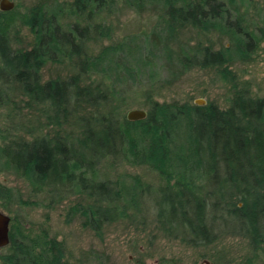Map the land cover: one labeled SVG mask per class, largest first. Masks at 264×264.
Instances as JSON below:
<instances>
[{
	"label": "trees",
	"instance_id": "1",
	"mask_svg": "<svg viewBox=\"0 0 264 264\" xmlns=\"http://www.w3.org/2000/svg\"><path fill=\"white\" fill-rule=\"evenodd\" d=\"M114 1L75 0L69 4L70 15L78 16L73 23L63 20L66 3L54 13L43 6L20 13L34 33L29 48L14 45L20 40L16 11L0 9V173L11 171L27 180L33 193H45L47 207L70 201L66 221L81 217L82 226L98 236L115 222L128 218L146 224L152 217L165 235L193 246L211 244L219 235L214 231L224 226L260 248L264 96H253L248 83L239 85L229 64L233 51L244 58L252 54L259 43L254 31L218 0H158L171 29L193 25L231 38V47L215 51L203 46L193 56L185 53L180 62L185 70L215 67L235 91L226 109L213 103L161 102L155 96L163 82L153 60L141 55L132 62L116 45L96 56L85 50L88 40L98 32L109 36L110 28L91 22L81 26L80 19L90 20L87 11L93 6ZM92 27L94 36L89 35ZM63 58L79 71L43 80L47 62ZM127 74L142 85L140 90L149 85L142 89L148 105L144 118L129 119L134 99L119 96L129 89L121 85ZM122 165H147L165 184L145 186L136 176L129 187L124 175L100 176L102 168ZM153 192L154 216L146 206ZM14 194L0 182V201L10 203ZM28 203L21 198V204ZM10 237L5 264H70L64 242L48 230L31 236L12 229Z\"/></svg>",
	"mask_w": 264,
	"mask_h": 264
},
{
	"label": "rangeland",
	"instance_id": "2",
	"mask_svg": "<svg viewBox=\"0 0 264 264\" xmlns=\"http://www.w3.org/2000/svg\"><path fill=\"white\" fill-rule=\"evenodd\" d=\"M11 1L16 4L12 10L16 11L17 25L20 26L17 37L21 42L15 39V46L24 45L29 48L34 42V33L22 22V15L20 16V13H27L33 7L43 6L50 13H54L58 10L59 3H66L68 7L63 20L73 23L78 18L77 15H70L69 4L75 0ZM218 1L226 4L233 17L241 16L254 31L259 43L252 54L244 58L233 51L229 64L237 75L239 85L248 83L253 96L263 97L264 0ZM95 6L93 10L87 11V18L90 17V20L80 19L81 26L88 22L93 26L104 24L110 28V35H101L100 32L95 35V28L92 27L89 35L95 37L85 44L88 55H99L104 47L116 45L119 53L125 50L126 54L123 55L132 62H135L134 59L141 60V55L142 58L153 60L160 70L163 82L159 94L155 96L161 102L192 101L201 105L213 103L222 109L230 106L235 93L232 81L224 79L215 67L194 65L185 70L180 62L185 53L193 56L203 46H210L215 51L231 47L232 42L228 35L216 29L205 31L193 25H178L176 29H171L158 0H115L112 5L104 8ZM154 40L158 41L157 46ZM63 59L61 63L47 62L42 70L43 80L67 78L79 71L75 62ZM98 76L100 75L95 74V78ZM138 84L139 82L127 74L121 85L126 89L129 86V89L121 92L119 96L134 99L130 110H147L148 105L142 96V89L149 88V85L146 83L140 90L142 85ZM119 175L125 176L129 187L134 184L136 176L145 186L155 188L165 184L159 174L147 165H122L115 169L106 167L101 169L100 174L113 179ZM0 182L14 189L12 202L5 204L0 201V210L11 217V228L14 232L20 230L34 236L48 230L51 237L64 242L70 264H264V243L260 248H253L247 237L229 233L220 222L218 225L221 227L214 231L219 235L206 246H193L165 235L156 228L152 217H149L146 224L128 218L115 222L107 225L103 234L98 236L93 230L82 226L81 217H76L71 222L66 221L70 201L55 208L47 207V195L33 193L29 182L11 171L1 172ZM156 195L153 192L146 198V206L152 216L155 214ZM21 198L30 203L21 204Z\"/></svg>",
	"mask_w": 264,
	"mask_h": 264
},
{
	"label": "water",
	"instance_id": "3",
	"mask_svg": "<svg viewBox=\"0 0 264 264\" xmlns=\"http://www.w3.org/2000/svg\"><path fill=\"white\" fill-rule=\"evenodd\" d=\"M15 7V2L11 0H0V8L2 10H10ZM128 118L137 120L146 117L147 111L142 109H132L128 112ZM11 217L0 210V246H5L9 243V225Z\"/></svg>",
	"mask_w": 264,
	"mask_h": 264
},
{
	"label": "flooded vegetation",
	"instance_id": "4",
	"mask_svg": "<svg viewBox=\"0 0 264 264\" xmlns=\"http://www.w3.org/2000/svg\"><path fill=\"white\" fill-rule=\"evenodd\" d=\"M16 5V4H15ZM1 9V8H0ZM10 10H12V9H10ZM6 11H8V10H6ZM11 225H12V220H10V225H9V237L11 236ZM10 241H11V237H10ZM10 241H9V243L7 244V245H5V246H0V254H2L3 252H4V254H2L1 255V258H2V260L0 259V264H5V262L3 261V256L5 255V252H6V249H7V247L9 246V244H10ZM2 252V253H1Z\"/></svg>",
	"mask_w": 264,
	"mask_h": 264
}]
</instances>
